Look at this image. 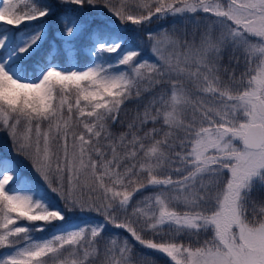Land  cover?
Here are the masks:
<instances>
[{
	"label": "rangeland",
	"instance_id": "374dc122",
	"mask_svg": "<svg viewBox=\"0 0 264 264\" xmlns=\"http://www.w3.org/2000/svg\"><path fill=\"white\" fill-rule=\"evenodd\" d=\"M18 1L23 0H0V13ZM65 1L111 33L121 31L118 25L125 20L115 6L135 2ZM195 4L218 17V42L206 38L193 50L158 29L144 45L98 34L91 59L82 66L74 65L72 73L44 70L35 79L20 63L0 60L12 77L3 89L55 93L51 109L42 114L8 112L0 105V191L10 209L29 215L0 204V264H138V257L151 255L168 264H264V143L255 150L242 145L247 126L264 128V32H255L251 23L245 36L227 27L246 8L245 19L264 21V0ZM50 5L57 6L55 0ZM52 17L28 21L35 25L18 32L10 55L38 46L42 24H51ZM126 20L128 26L139 25ZM230 39L246 50L247 59L234 58L227 72L211 47ZM135 47L141 48L134 52ZM104 53L112 54L102 59ZM127 67L123 97L74 123L73 110L93 103L100 87L118 86ZM219 74L228 81L221 84ZM160 79L166 85L152 90ZM135 82L141 84L138 92L144 91L138 98L141 122L133 133L121 128L112 136L108 124L125 123L119 111ZM139 141L145 146L138 151ZM117 142L120 146L112 148ZM105 210L109 223L99 216ZM36 217H45L50 227H36ZM129 233L140 246L130 254Z\"/></svg>",
	"mask_w": 264,
	"mask_h": 264
},
{
	"label": "trees",
	"instance_id": "16d2710c",
	"mask_svg": "<svg viewBox=\"0 0 264 264\" xmlns=\"http://www.w3.org/2000/svg\"><path fill=\"white\" fill-rule=\"evenodd\" d=\"M46 1H49V3L46 4ZM196 2L197 0H135V2L129 1V4L120 2V4L115 6L116 11L114 12L122 19L125 18V20L118 25L122 26V30L119 32H113L111 35L115 36L113 38H115L116 43L119 41V43L122 41H131L130 38H135L144 45L145 39H147L146 36L158 29L160 33L165 32L168 35L173 36L177 41L180 39V43L178 42L180 45L187 44L189 48H193V50L199 49L202 47V43L200 44V42H204L206 38L217 37L221 27L214 22L216 19L218 20V17L208 12L206 9L197 6L198 4H195ZM55 3L57 6L50 5V0H23L22 3L18 1L13 8L3 12V16L0 18V57L6 58L8 56L7 59H9V63L18 61L21 68L25 71V74L31 70L34 78L40 76L43 69L48 68L49 61H55L60 65L63 64L66 68H70L73 62L82 66L85 63V60L90 57L89 50L92 41H94V37L98 36V34L102 35L104 33H111V31L103 30L101 27L102 22L96 19L95 16L83 13L78 6L69 4V2L65 0H55ZM83 6L84 5L81 6L82 10H88ZM247 10V8L241 9L239 11L241 17L238 19L239 21L235 20L234 23H229L227 27H232L235 31H240L242 34L241 36H245L247 32L245 31V27L251 23L254 24L255 32L263 33L264 21L254 23L253 21L255 20L251 21L252 19H245ZM32 13L33 17L52 14L53 22L49 24L48 20H46L45 23L42 24L40 43L38 46L36 45L23 53H15V56H9L8 54L17 42L18 32L23 28H30L35 25L33 23L28 25V21L33 19V17L29 18V15ZM83 15H86L87 18L82 19ZM142 18L143 20H141ZM126 19L136 21L139 25L136 26L133 24L132 27L128 26V21ZM69 25L72 26L71 29H68ZM86 25H88L87 28H85ZM83 29H85L84 36L79 38ZM67 31H69L70 34L68 39L65 40V33ZM214 40L218 42L217 39L214 38ZM214 40L212 41L214 42ZM262 45L264 46V41H262ZM140 48L141 47H135L134 52H137ZM211 50L220 53V57L224 61V68L227 72L232 69L233 65H228V63H233L234 58H238L240 61L247 59L246 50H244L241 45L236 46L235 42L231 39L229 43L220 42L215 48L212 46ZM108 55L109 53H106L103 59H106ZM212 55L213 57L215 56V54ZM122 72H124L125 77L118 86L113 88L100 87V91H97V99H92L93 103L89 105L79 104L76 109L73 110L72 119L75 121L74 123H77L81 114L92 115L96 109L98 110L108 105L111 98L118 99L123 97L130 80L128 67ZM219 76H221V74H219ZM219 76L218 78H220L221 84L223 81H228L226 77ZM9 79V76L4 73L0 65V105L7 108L5 110L16 109V112L42 114L51 109L55 95L52 89L38 88L39 90H37L30 87L8 91L3 88H6V86L10 84ZM49 79L51 80L52 77ZM164 85L166 84L160 79L155 83V87H151V89L157 90L161 88L159 86ZM74 86L68 85L67 88L74 90ZM139 87H141L140 82H135L134 86L131 87L132 94H129V98H126V101L121 104L119 121L125 122L123 126L120 124L119 126H114V122L112 121L108 124V127H111V130L109 129L110 135H112V133L117 134L121 131V128H125L133 133L138 127L137 125L141 122L139 121V114L141 113V115H143L138 98L144 92H138ZM91 98L93 97L91 96ZM80 99L82 102H86L87 100L85 97H81ZM119 121L117 122L119 123ZM116 129L117 132H115ZM118 143L119 142L116 144L113 143L112 148L115 147L116 149L117 146H120ZM141 146H145V144L144 142L142 143L139 141L138 151ZM1 151L2 148L0 146V152ZM115 155L116 154H114V156ZM17 176L18 175L15 177ZM135 182L138 183V181ZM139 184L140 183H138V185ZM0 204L6 206L7 210H9L7 203L1 196ZM101 212L102 213H99L101 219L109 223V212L107 210ZM78 213H80V211ZM83 213L84 211L82 214ZM15 214L23 215L25 217L29 216L17 211H15ZM55 216L58 217L56 214ZM36 219H38L36 220V222H38L36 224H39L38 226L41 230L50 227L49 225H46L45 217L42 219L36 217ZM125 233L128 232L125 231ZM140 236L144 241L149 239L146 237V232L144 230H140ZM127 237L131 241L130 246L127 248V253L130 254L131 252H135V249H139L140 246H138L136 239H134L130 233ZM134 256L135 253L130 256V259H133ZM138 261V264H168L165 260L162 261L154 255L142 258L138 257Z\"/></svg>",
	"mask_w": 264,
	"mask_h": 264
},
{
	"label": "water",
	"instance_id": "95a60500",
	"mask_svg": "<svg viewBox=\"0 0 264 264\" xmlns=\"http://www.w3.org/2000/svg\"><path fill=\"white\" fill-rule=\"evenodd\" d=\"M263 143V126L259 123L250 124L242 136V144L249 149H258Z\"/></svg>",
	"mask_w": 264,
	"mask_h": 264
}]
</instances>
